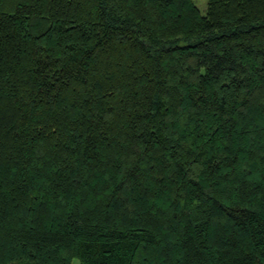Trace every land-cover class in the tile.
<instances>
[{"label":"trees","instance_id":"obj_1","mask_svg":"<svg viewBox=\"0 0 264 264\" xmlns=\"http://www.w3.org/2000/svg\"><path fill=\"white\" fill-rule=\"evenodd\" d=\"M0 0V264H264V0Z\"/></svg>","mask_w":264,"mask_h":264},{"label":"rangeland","instance_id":"obj_2","mask_svg":"<svg viewBox=\"0 0 264 264\" xmlns=\"http://www.w3.org/2000/svg\"><path fill=\"white\" fill-rule=\"evenodd\" d=\"M196 3L198 7L200 8L201 12L204 13L205 7H206V0H197ZM71 264H80V261L78 258H74Z\"/></svg>","mask_w":264,"mask_h":264}]
</instances>
